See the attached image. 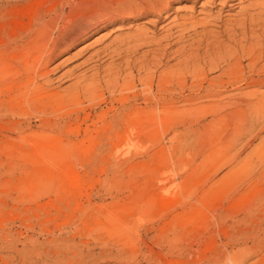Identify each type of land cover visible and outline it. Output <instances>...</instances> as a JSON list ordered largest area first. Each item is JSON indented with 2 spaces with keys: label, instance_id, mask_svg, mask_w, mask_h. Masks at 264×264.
<instances>
[{
  "label": "rangeland",
  "instance_id": "1",
  "mask_svg": "<svg viewBox=\"0 0 264 264\" xmlns=\"http://www.w3.org/2000/svg\"><path fill=\"white\" fill-rule=\"evenodd\" d=\"M86 1L92 6L103 1L106 6L109 3L116 8L148 0ZM168 1L166 13L159 17L132 14L106 19L105 16L89 33L40 70L37 82L61 93L76 80L88 83L95 72V78L103 77L102 69L108 63L116 65L127 60L133 67L138 90L121 93L141 92L138 79L144 78V81L149 71L157 79L160 72L171 71L178 61L192 57L173 53L177 45H172L161 58L158 52H149L152 46L139 47L126 57L123 53L110 52L111 47L106 55L102 52L104 48L136 32L157 40L171 24L217 13L225 19L237 9L220 0ZM250 1L253 0H242V3ZM76 3L83 4L81 0H0V49L7 44L14 45V39L46 16L54 4L72 7ZM72 8L77 10L76 5ZM170 33L169 42L163 40L160 46L174 42L175 29ZM223 45L230 43L224 40ZM3 61L6 66L12 60ZM140 62H143L142 68L138 66ZM204 69L208 70V66ZM18 72L22 77L26 70ZM127 72H119V82L130 79ZM214 75L210 72L207 77ZM29 77H34L31 71ZM194 81L189 76L180 97L197 96L199 87H202L199 94L208 87L206 81H197L194 90H189ZM179 85L175 82L172 92L178 91ZM232 93L250 98L255 93H264V89L242 85L233 91L227 88L221 95ZM119 94V88L114 93L104 90L100 98L66 106L48 116L26 115L25 127L44 129L71 144L64 151L52 150L55 156L42 157L29 141L19 138L13 130L20 119L4 115L0 105V192L3 193L0 194V264L254 263L264 254V248L257 254H249L244 247L246 244L250 247L264 235L257 229V222L252 220L254 226L249 220L246 225V221H237L240 215H235L247 198L238 197L245 200L234 202L237 194L233 192L240 187L231 175L235 163L228 162L227 157L233 155L232 138L227 139L232 136L233 126V123L228 126L226 118L229 117L218 119L226 120L225 128L216 123L219 113L213 115V112L218 107L205 99L186 102L175 98L166 105L159 101L158 111L166 107L169 116L157 120L154 133H136L130 139V148L118 152L112 143L116 134L106 130L110 117L117 114L115 108L124 103H133L135 107L145 105L142 96L125 101ZM148 103L155 112L156 103L152 100ZM211 118L217 129L213 130L215 125L211 123L213 127L208 124L209 129H203V124ZM208 130L214 135L212 132L211 136L207 135ZM263 135L261 132L249 148ZM229 145L232 153L226 156ZM36 174L44 177L45 182L42 179L37 185ZM258 181L252 189L263 184L260 189L264 190V178ZM251 193L247 197L254 195ZM232 194L236 195L233 199ZM250 224L255 228H250Z\"/></svg>",
  "mask_w": 264,
  "mask_h": 264
},
{
  "label": "bare ground",
  "instance_id": "2",
  "mask_svg": "<svg viewBox=\"0 0 264 264\" xmlns=\"http://www.w3.org/2000/svg\"><path fill=\"white\" fill-rule=\"evenodd\" d=\"M81 1L83 3L81 5L77 3L72 5V7L76 5L77 10L73 9L71 5L70 7L65 5L57 7L54 4L46 16L37 19L26 33L14 39V45L7 44L0 49L1 110L4 115H12L20 119L16 122L13 132L19 138L29 141L42 157L47 154L55 156L52 150L64 151L71 144L66 140H62L60 135L44 129L25 127L23 123L26 115L48 116L66 106L80 105L84 101L89 102V100L100 98L104 94V90L114 93L119 88V95L124 97L125 101L135 100L136 96H142L145 101L144 107L139 105L135 107L133 103L123 102L124 104H120L118 108H115L117 114L110 117L111 120L106 130L116 134L112 143L113 147L118 149L119 152L121 149L127 150L130 148L132 145L130 139L136 133L149 135L154 133L158 127H156L157 120H163L169 116L170 111L166 107L158 111L159 104L157 102L163 101L162 104L166 105L175 98L186 102L197 99L208 100L211 106L218 107V109L215 108V113L213 112V115L219 113L217 114L216 123H221L219 125H224V128L226 125L229 124L228 126H230V123H233L232 136H227V139L232 138L231 147L234 151L232 150L233 153L230 152L231 147L229 145L230 149L226 156L233 154L232 157L227 156L231 157V159L228 158V162L235 163L231 168V175L233 173V182H235V185H239L238 188L240 187L236 190L237 192L235 191L236 193L233 192V194H237L234 202H238V197L247 198V201L238 208L239 211L235 214L241 216L239 218L237 216V221H240V223L246 221V225L249 220L251 223L252 220L257 222V229L259 228L258 230H261L264 235V194L261 193L264 190L260 189L263 184L258 185V188L255 186V190L251 187L260 178H264V135L256 145L249 148L261 132H264V93L251 95L253 100L251 97L236 95V93L221 95L224 94L227 88L233 91L242 85L264 89V0H253L246 4H243L242 0L236 2H233L234 0H220L219 2L230 8H237L228 18L222 19L221 13L206 15L194 21L190 20L186 23L181 21L169 25L166 32L157 40L146 37L142 32H136L119 39L115 43L111 42L112 44L102 51L106 55H108L107 49L110 47L112 48L110 52H116L117 55L123 53V56L126 57L139 47L152 46L149 52L156 51L159 58H161L169 52L172 45H177L173 53H177L179 56L188 54L192 57L186 61H178L173 66L174 70L172 69L166 73L160 72L157 79L153 77L152 71H149L144 81V78L138 79L141 92L126 93V95L121 93L138 90V85L133 79V67L125 60L119 61L116 65L108 63L109 66L102 69L105 77L95 78V72L90 75L88 83L83 80H76L68 84L61 93H58L54 89H47L46 86L37 82L38 72L59 54L66 51L75 41L95 28L105 16H107L106 19L132 14L135 16L152 14L159 17L166 13L169 5L168 0H148L136 5L130 4L114 8L109 3L106 6L103 1H99L93 6L86 0L85 3L83 0ZM79 3L81 2L79 1ZM61 6L62 8H60ZM173 29L176 33L174 42L160 46L161 41L170 39V31ZM224 40L228 41L230 45H223ZM185 42L188 43L185 44ZM5 59L12 61L5 66L3 61ZM142 63H139L138 66H141L139 68H142ZM122 66H125V68L120 69ZM204 66H208V70H205ZM20 69L26 70L25 75L22 77L18 72ZM121 70H127L128 77H130L122 83L119 82V72ZM29 71L33 73V79L29 77ZM210 72H214L215 75L208 78L207 75ZM97 75L99 76V74ZM189 76L195 78L194 83L189 85V90H194L197 81H200V83L206 81L208 87L202 94H199L202 90V87H199L197 96L194 94L180 97L179 94L185 90V83ZM154 81L156 83L155 87ZM175 82L180 84V88L178 91L172 92L174 90L172 86ZM176 93L177 96H175ZM148 100L156 103L155 112L150 109ZM215 103L217 104L215 105ZM222 110H225L223 114L220 113ZM227 116L231 119L226 118L228 124H226V120H218ZM213 118L203 124V129H209L207 125L210 123L213 126L215 125L213 127L210 124L213 130L217 129V124L213 123ZM191 121L192 119H190ZM224 122H226V125ZM212 127L210 128L212 129ZM166 128H169V126ZM224 130L228 131V129ZM208 131L204 133L207 135L209 133L211 136L213 131ZM123 135H125V141H123ZM247 148L249 150L241 158L240 155ZM50 163L53 165L54 162ZM43 178H40V176L36 178L37 185H40ZM250 189H252V193L257 191L256 194L254 193L251 196L252 198L247 197L250 196ZM0 194L3 193L0 192ZM233 194L232 199L236 196ZM245 199L241 201V198H239L238 200L243 202ZM231 217L233 216L231 215ZM252 224H250V228H255V223L254 226ZM263 240L264 237L257 238L256 241L251 243L250 247L245 243L244 250L249 254H257L258 251L264 248ZM252 264H264V254Z\"/></svg>",
  "mask_w": 264,
  "mask_h": 264
}]
</instances>
